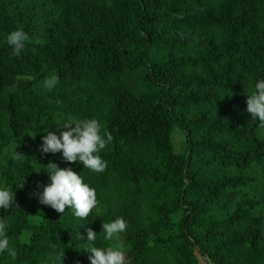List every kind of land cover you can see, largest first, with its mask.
Listing matches in <instances>:
<instances>
[{
  "label": "trees",
  "instance_id": "16d2710c",
  "mask_svg": "<svg viewBox=\"0 0 264 264\" xmlns=\"http://www.w3.org/2000/svg\"><path fill=\"white\" fill-rule=\"evenodd\" d=\"M260 80L264 0H0V185L19 206L0 209L17 252L0 264H52L53 243L63 264H91L87 229L113 246L102 225L118 217L126 264H264V126L246 110ZM86 118L113 136L102 173L41 150L47 131ZM49 163L95 188L100 214L41 204Z\"/></svg>",
  "mask_w": 264,
  "mask_h": 264
},
{
  "label": "clouds",
  "instance_id": "9594fccd",
  "mask_svg": "<svg viewBox=\"0 0 264 264\" xmlns=\"http://www.w3.org/2000/svg\"><path fill=\"white\" fill-rule=\"evenodd\" d=\"M28 39V34L22 29L12 31L7 36V43L13 48L15 56L21 55ZM58 82L59 77L52 75L45 79L44 86L52 89ZM246 103L247 112L251 114V117L258 118L264 126V80L256 83L255 91L248 95ZM73 124L74 127H72ZM63 126L67 130L61 132L59 136L47 131V134L42 137V152L45 154L62 152L64 160L68 162L78 161L86 169L96 173L104 172L108 163L102 158L100 152L112 141L111 132L106 129L102 132L101 124L95 118L69 119ZM12 155L14 159L22 156L15 149ZM47 168L51 183L43 187L42 193H34L39 197V202L59 213H64L67 206L74 210L77 218L86 219L98 204L96 189L85 183L82 176L71 168H59L55 163H49ZM14 204L15 192L7 185H0V209L7 210ZM127 226V221L123 217H118L110 223H103L102 232L105 233V239L118 240L119 234L125 232ZM6 229L7 221L0 220V253L7 251L15 259L17 252L9 246ZM96 238L97 234L88 228L87 242L90 246L85 251L91 253L89 256L91 264H126V253L121 244L117 243L107 248L97 247L94 243ZM51 248L54 250L51 256L52 264H63L64 251L56 252L55 243L51 244Z\"/></svg>",
  "mask_w": 264,
  "mask_h": 264
},
{
  "label": "rangeland",
  "instance_id": "374dc122",
  "mask_svg": "<svg viewBox=\"0 0 264 264\" xmlns=\"http://www.w3.org/2000/svg\"><path fill=\"white\" fill-rule=\"evenodd\" d=\"M27 81H28V78H20L18 81V84L15 86V88L21 87ZM170 140H171V143L173 146V150L176 154L184 155L186 153L187 145H186L185 137L181 131L174 128L172 131ZM95 211H96V213L100 214V212H101L100 206L97 205L95 207ZM169 234H173V232H164L163 233V235H169ZM28 236H29L28 233H24L21 237V241L26 242L28 240ZM117 243L121 244L123 246L124 250L126 249V244H125L123 233L119 234L118 240L116 238H113V240H112L113 246L116 245ZM199 259H201V258H199ZM201 262L202 261H199V264H201Z\"/></svg>",
  "mask_w": 264,
  "mask_h": 264
},
{
  "label": "crops",
  "instance_id": "0c3cea01",
  "mask_svg": "<svg viewBox=\"0 0 264 264\" xmlns=\"http://www.w3.org/2000/svg\"><path fill=\"white\" fill-rule=\"evenodd\" d=\"M197 264H199V261H202L201 262V264H211L209 261H208V259L207 258H202V257H200L199 255H197ZM199 258H201V259H199Z\"/></svg>",
  "mask_w": 264,
  "mask_h": 264
}]
</instances>
